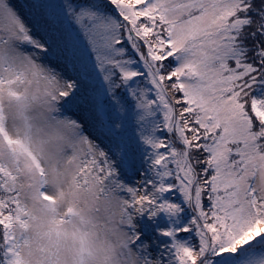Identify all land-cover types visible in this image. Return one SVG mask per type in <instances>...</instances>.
Segmentation results:
<instances>
[{
    "label": "snow or ice",
    "instance_id": "6c2138e0",
    "mask_svg": "<svg viewBox=\"0 0 264 264\" xmlns=\"http://www.w3.org/2000/svg\"><path fill=\"white\" fill-rule=\"evenodd\" d=\"M25 70L62 83L82 172L118 188L145 264H264V0H0V92L23 100ZM5 117L0 101V264H22L24 160L54 197Z\"/></svg>",
    "mask_w": 264,
    "mask_h": 264
},
{
    "label": "clouds",
    "instance_id": "9594fccd",
    "mask_svg": "<svg viewBox=\"0 0 264 264\" xmlns=\"http://www.w3.org/2000/svg\"><path fill=\"white\" fill-rule=\"evenodd\" d=\"M62 83L25 70L22 83L0 92L5 131L25 139L46 174L47 194L38 196L39 176L24 160L16 188L27 210L19 245L22 264H145L143 253L130 246L128 212L119 190L95 173L82 172L83 145L55 111L52 98ZM5 162L8 154L2 155ZM264 196V171L254 180ZM152 264H157L153 260Z\"/></svg>",
    "mask_w": 264,
    "mask_h": 264
},
{
    "label": "rangeland",
    "instance_id": "374dc122",
    "mask_svg": "<svg viewBox=\"0 0 264 264\" xmlns=\"http://www.w3.org/2000/svg\"><path fill=\"white\" fill-rule=\"evenodd\" d=\"M11 2L14 3V4H16V3L19 2V0H11ZM25 2H30V0H25ZM21 11L23 12V10H21ZM96 142L97 143H100L101 148H104L105 145H106V143H107V141H104L103 143H101L100 140H97ZM136 179H137V177H132L130 183H132L133 185H135ZM154 235L155 234H153V236ZM162 244H163V238H161V240L156 241L155 245L151 248V252H152L153 257H155L158 254V252L161 250Z\"/></svg>",
    "mask_w": 264,
    "mask_h": 264
},
{
    "label": "trees",
    "instance_id": "16d2710c",
    "mask_svg": "<svg viewBox=\"0 0 264 264\" xmlns=\"http://www.w3.org/2000/svg\"><path fill=\"white\" fill-rule=\"evenodd\" d=\"M131 130L135 131V120H134V118L132 119V129Z\"/></svg>",
    "mask_w": 264,
    "mask_h": 264
}]
</instances>
